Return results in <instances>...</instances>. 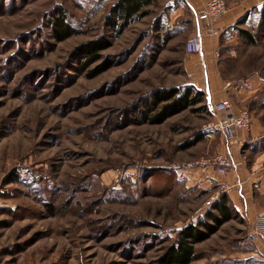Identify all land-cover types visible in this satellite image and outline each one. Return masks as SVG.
<instances>
[{"label":"rangeland","instance_id":"obj_1","mask_svg":"<svg viewBox=\"0 0 264 264\" xmlns=\"http://www.w3.org/2000/svg\"><path fill=\"white\" fill-rule=\"evenodd\" d=\"M116 1L0 0V264H159L184 226L213 224L207 202L219 186L180 170L213 158L218 113L206 105L143 120L161 109L147 107L157 91L205 83L187 64L190 12L156 0L115 35ZM60 11L76 29L64 41L53 35ZM249 17L256 43L240 37L219 57L231 86L249 79L240 85L250 96L235 103L251 112L256 140L242 154L248 171L264 175V0ZM101 36L111 46L81 70L79 47ZM100 65L108 67L90 76ZM251 215L233 213L196 245L191 264H264Z\"/></svg>","mask_w":264,"mask_h":264},{"label":"crops","instance_id":"obj_2","mask_svg":"<svg viewBox=\"0 0 264 264\" xmlns=\"http://www.w3.org/2000/svg\"><path fill=\"white\" fill-rule=\"evenodd\" d=\"M156 1V0H155ZM207 0H177L176 7L179 9L185 8L190 12V17L193 24V33L200 31L205 22L200 18V13ZM151 6V5H150ZM255 6L252 0L235 1L232 5H228V10L225 15L217 22L216 26L219 33L215 36L204 34L202 38V49L199 53H188L192 56L187 63L193 73L197 71L198 75L201 74V79L204 83L203 87L199 89L206 93V104L210 107L217 101L222 99H229L236 107L235 99H245L250 96L246 88L247 84L240 85L243 81L249 79L241 78L234 86L228 85V80H225L221 70V49L223 46L229 45L238 38L242 37L240 31L246 30L249 23L251 10ZM149 7V6H148ZM195 61H194V60ZM198 61V62H197ZM189 68V69H190ZM234 100V101H233ZM237 101V100H236ZM237 108V107H236ZM238 109V108H237ZM214 121L219 119L220 115L214 116ZM254 122L249 130H240L239 136L244 140L245 144L239 146L236 143H228L222 132L220 131V144L219 149L215 151L214 156L218 154H227L230 158V171L225 174H219L215 166L206 164L201 166H185L180 170L185 177L190 181L200 183L204 188L211 187L212 185H220V182L227 181L235 186L227 196V202L232 208L234 213L252 214L253 210L256 212L257 208L254 197V192L258 191V196L264 197V175H261L260 170L248 171L245 168V159L247 154H242V149L245 145H249L256 140L255 131L253 128ZM249 151L247 148L244 149ZM213 156V157H214ZM257 161L261 159L257 157ZM258 201V199H257ZM258 205V206H259ZM254 206V207H253ZM264 209V206H261ZM259 209L264 212L263 209ZM258 211V210H257ZM255 214V213H254ZM256 254L264 255V246L257 244Z\"/></svg>","mask_w":264,"mask_h":264},{"label":"trees","instance_id":"obj_3","mask_svg":"<svg viewBox=\"0 0 264 264\" xmlns=\"http://www.w3.org/2000/svg\"><path fill=\"white\" fill-rule=\"evenodd\" d=\"M155 3V0H117L111 12L115 15L116 22L112 29L115 35H120L132 21H136L149 13L148 6ZM76 33V29L68 22L64 11H60L53 22V35L58 41H64ZM242 37H246L250 43H256L255 36L248 30L240 31ZM109 37L101 36L96 40H91L79 47V54L83 58L80 69H87L91 64L98 61L102 56L101 52L111 46ZM107 65H100L91 70L89 75L94 77L101 73ZM154 102L147 104L150 112L158 108L161 109L154 115H144L143 120L150 123H160L167 117L180 113L188 108L194 110L206 107V93L191 83L181 88H171L157 91ZM202 104L198 108L197 105ZM203 139L198 136L196 140L182 145V149L190 148ZM227 196H221L214 202L209 212V217L213 224L200 222L198 224H188L179 230L175 241L166 246L163 253L158 258L159 264H191L198 259L196 245L208 239L222 223L233 218V210L227 202ZM53 212L52 206L48 208Z\"/></svg>","mask_w":264,"mask_h":264},{"label":"built area","instance_id":"obj_4","mask_svg":"<svg viewBox=\"0 0 264 264\" xmlns=\"http://www.w3.org/2000/svg\"><path fill=\"white\" fill-rule=\"evenodd\" d=\"M255 5L263 0H252ZM228 10L227 0H207L201 10L200 18L205 22L200 31L193 33L185 44V50L188 53H199L202 49V38L204 34L215 36L219 33L216 26L217 22L225 15ZM231 83H228L230 85ZM213 109L220 117L213 122V127L217 128L224 135L228 143H236L239 146L245 144L239 136L240 130H249L252 126L253 116L246 108L237 109L229 99H222L213 104ZM212 164L219 174H225L230 171V158L227 154H218L211 159H201L191 163V166H201ZM234 184L227 181L220 182L219 190L212 195L207 204L212 205L223 192H230ZM250 240L254 243L264 246V212L258 210L254 214L253 228L250 232ZM264 259V255H263Z\"/></svg>","mask_w":264,"mask_h":264}]
</instances>
